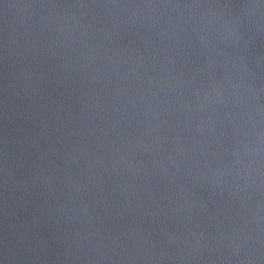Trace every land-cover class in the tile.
<instances>
[{"label": "water", "instance_id": "1", "mask_svg": "<svg viewBox=\"0 0 264 264\" xmlns=\"http://www.w3.org/2000/svg\"><path fill=\"white\" fill-rule=\"evenodd\" d=\"M86 264H264V98L183 164Z\"/></svg>", "mask_w": 264, "mask_h": 264}]
</instances>
